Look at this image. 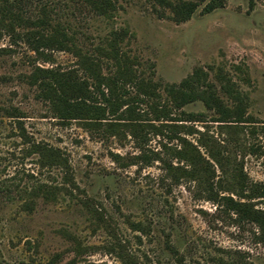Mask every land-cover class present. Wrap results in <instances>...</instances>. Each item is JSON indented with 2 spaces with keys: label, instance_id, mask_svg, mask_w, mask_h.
I'll use <instances>...</instances> for the list:
<instances>
[{
  "label": "rangeland",
  "instance_id": "374dc122",
  "mask_svg": "<svg viewBox=\"0 0 264 264\" xmlns=\"http://www.w3.org/2000/svg\"><path fill=\"white\" fill-rule=\"evenodd\" d=\"M111 1L107 18L84 0H0V18L9 22L18 13L27 22L15 25L22 34L45 14L46 29L65 31L82 54L101 61L103 74L114 67L98 49L108 48L113 31L125 30L121 51L163 100L171 86L195 74L225 107L240 100L243 124L213 123L216 110L202 102L183 111L202 114L204 122L194 127L208 131L231 157L227 176L215 166L216 184L235 189L241 167L249 182L264 185V0H226L209 13V0H183L197 9L182 23L150 0ZM1 31L0 264H264V237L254 226L236 221L187 180L176 185L163 170L156 157L176 167L177 142L152 132L134 140L122 127L109 133L106 124L118 123L114 117L100 130L61 123L26 77L36 66L72 70L76 58L46 51V61ZM137 111L149 109L143 103ZM188 139L195 144L197 136ZM37 144L59 151L70 178L58 166L40 165L32 153ZM38 188H49L50 196Z\"/></svg>",
  "mask_w": 264,
  "mask_h": 264
},
{
  "label": "trees",
  "instance_id": "16d2710c",
  "mask_svg": "<svg viewBox=\"0 0 264 264\" xmlns=\"http://www.w3.org/2000/svg\"><path fill=\"white\" fill-rule=\"evenodd\" d=\"M84 1L104 17H111L114 11L111 0ZM150 1L162 10L167 9L176 23L189 20L197 9V4L189 1ZM225 2L226 0H209L204 11L209 13L222 8ZM10 16L9 22L0 18V37L2 28L5 34L17 37L46 61H49L46 51L68 52L77 60L76 68L72 70L59 71L36 66L26 77L27 84L38 89L37 98L48 103L54 118L63 124L78 121L87 130H100L108 117H114L118 123L106 124L109 133L117 134L122 127L134 140H140L142 135L152 132L165 137L169 142H177L172 154L178 164L176 167L156 157L174 183L177 185L185 179L194 184L207 201L233 214L236 221L251 224L264 237V208H257L254 204L255 200L264 202V185L249 182L241 167L237 168L234 175L235 189L225 188L221 186V182L216 184L215 166L221 176H227L231 172V157L208 131H199L194 127V124L204 122L202 114L183 111L187 105L202 102L205 107L216 110L218 116L212 122L219 126L247 123L238 96H230L235 102L238 100L232 108L225 107L211 90L212 86L201 82L195 74V79L185 80L178 87L171 86L163 100L156 85L141 78L133 69L132 60L121 51L119 43L127 36V31H113L107 43L108 48L98 49V54L112 61L114 67L109 74H103L101 61L97 57L82 54L73 38L65 31L57 27L46 29L48 24L45 14L30 23L34 29L22 34L16 32L15 25L27 22L18 13ZM203 85L208 90H202ZM143 103L147 105L149 112L137 111V106ZM123 108L125 109L122 110ZM174 112L176 115H173ZM149 114L153 115V120L148 119ZM151 121L159 122L158 126ZM193 136H197L195 144L188 139ZM212 145L220 150H214ZM32 153L38 156L41 166H58L70 178L67 161L59 151L37 144L33 145ZM36 190L44 191L43 188ZM228 192L231 193L226 195ZM50 193L48 188L43 195L47 197ZM232 193L237 199H234ZM27 206L30 207L31 204Z\"/></svg>",
  "mask_w": 264,
  "mask_h": 264
}]
</instances>
